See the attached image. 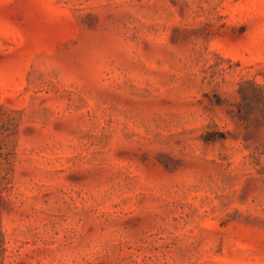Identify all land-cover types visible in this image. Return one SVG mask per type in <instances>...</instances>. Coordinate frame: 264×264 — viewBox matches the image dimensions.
<instances>
[{"label":"rangeland","instance_id":"374dc122","mask_svg":"<svg viewBox=\"0 0 264 264\" xmlns=\"http://www.w3.org/2000/svg\"><path fill=\"white\" fill-rule=\"evenodd\" d=\"M0 264H264V0H0Z\"/></svg>","mask_w":264,"mask_h":264}]
</instances>
